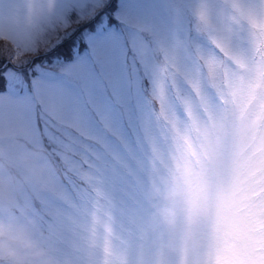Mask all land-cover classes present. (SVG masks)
I'll use <instances>...</instances> for the list:
<instances>
[{
	"label": "rangeland",
	"instance_id": "obj_1",
	"mask_svg": "<svg viewBox=\"0 0 264 264\" xmlns=\"http://www.w3.org/2000/svg\"><path fill=\"white\" fill-rule=\"evenodd\" d=\"M115 2L0 0V264H264V0H143L111 109L19 102Z\"/></svg>",
	"mask_w": 264,
	"mask_h": 264
},
{
	"label": "snow or ice",
	"instance_id": "obj_2",
	"mask_svg": "<svg viewBox=\"0 0 264 264\" xmlns=\"http://www.w3.org/2000/svg\"><path fill=\"white\" fill-rule=\"evenodd\" d=\"M142 3L143 0H116L110 19L107 14L98 20L93 17L96 22H90L78 38L79 46L77 42L73 44L76 55L66 71L33 80L32 89L25 85V94L19 97V102L35 111L49 104L54 107L79 104L87 96L97 108L111 109L115 96L123 88L127 56L136 35L132 19L141 11ZM4 88L7 90V84ZM36 95L40 96L39 103Z\"/></svg>",
	"mask_w": 264,
	"mask_h": 264
},
{
	"label": "clouds",
	"instance_id": "obj_3",
	"mask_svg": "<svg viewBox=\"0 0 264 264\" xmlns=\"http://www.w3.org/2000/svg\"><path fill=\"white\" fill-rule=\"evenodd\" d=\"M190 165H188L187 163H184L181 166V174L183 173H187L189 171ZM182 191V185H175L171 188V192L179 195ZM7 233V226L4 225L3 223H0V237L5 236ZM9 239H12L11 237H9ZM0 251H3V254L7 257L13 258L14 260L18 257V253L17 251L10 247L8 244V240H0Z\"/></svg>",
	"mask_w": 264,
	"mask_h": 264
}]
</instances>
